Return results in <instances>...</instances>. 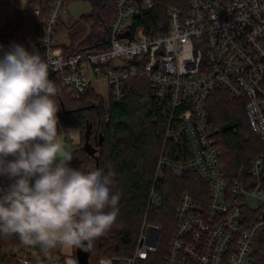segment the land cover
I'll return each instance as SVG.
<instances>
[{"label":"built area","instance_id":"1","mask_svg":"<svg viewBox=\"0 0 264 264\" xmlns=\"http://www.w3.org/2000/svg\"><path fill=\"white\" fill-rule=\"evenodd\" d=\"M186 2L185 8H169L167 28L152 36L133 27L152 0H115L109 47L64 54L54 37L64 0H54L39 38L42 56L55 69L49 77L58 76L71 98L92 89L120 102L128 79L148 82L166 119L164 141L176 145L161 151L154 182L164 170L177 178L193 173L200 181L192 192H180L164 264H264V154L251 160L244 176L228 178L205 109L210 93L225 89L243 99L251 130L264 140V0ZM160 206L153 184L147 210ZM161 236L160 225L144 220L132 255L103 256L94 264L147 260ZM14 259L15 264H78L58 245L43 249L21 242Z\"/></svg>","mask_w":264,"mask_h":264},{"label":"trees","instance_id":"2","mask_svg":"<svg viewBox=\"0 0 264 264\" xmlns=\"http://www.w3.org/2000/svg\"><path fill=\"white\" fill-rule=\"evenodd\" d=\"M74 0H64V5ZM91 11L80 16L81 25H89V31L77 44L65 46L58 41L60 19L54 31L58 46L64 54L84 50H103L109 47V29L116 15L115 0H87ZM54 0H0V45L7 49L13 43L23 45L28 51L42 55L39 38L47 20L48 10ZM152 7L143 11L133 21V27H141L149 35H157L167 28L169 8L186 7V0H152ZM39 8L37 15L33 9ZM79 21V20H78ZM75 24V23H73ZM70 25L68 28H71ZM67 28V29H68ZM77 31H71L72 40ZM57 86L54 97L59 111L58 119L66 127H79L81 145H71L73 159L69 166L82 171L102 169L112 173V193L119 192L118 215L112 227L94 241L88 260L96 263L108 255H132L144 220L158 224L162 236L158 249L147 260L137 264H164L168 241L175 227V211L180 192L200 183L193 174L181 178L170 171L154 182L156 164L161 151L175 149L173 142L164 141L166 119L160 105L151 95L148 82L143 78L126 81L128 90L120 102L103 98L92 89L71 98L60 86L59 77L50 76ZM209 123L216 132V143L221 153L220 161L228 178L244 176L252 159L264 154V140L250 128L243 99L233 98L225 89H214L205 102ZM90 124L88 143L95 148L93 155L84 150L85 131ZM178 149V148H177ZM9 160L13 157H9ZM97 162V167H96ZM13 180L0 176V188L6 189ZM159 191L161 206L147 210L148 195L152 185ZM105 211H111L106 208ZM17 235L0 234V264H15L13 247L20 244ZM76 247L72 253L75 255Z\"/></svg>","mask_w":264,"mask_h":264},{"label":"clouds","instance_id":"3","mask_svg":"<svg viewBox=\"0 0 264 264\" xmlns=\"http://www.w3.org/2000/svg\"><path fill=\"white\" fill-rule=\"evenodd\" d=\"M50 68L36 50L0 45V176L13 180L0 188V234L17 235L25 246L88 251L115 223L120 194L111 191L112 173L69 166L68 145L80 131L57 130Z\"/></svg>","mask_w":264,"mask_h":264},{"label":"rangeland","instance_id":"4","mask_svg":"<svg viewBox=\"0 0 264 264\" xmlns=\"http://www.w3.org/2000/svg\"><path fill=\"white\" fill-rule=\"evenodd\" d=\"M24 2L25 0H21V5H25ZM90 11H91V5L90 2L87 0H74L64 5V11L61 14V19L58 28V36H59L58 41L64 44L65 46L73 47V45H77L88 33L90 27L89 25L86 26L81 25L80 16L88 14ZM70 25H72L71 28H68ZM72 30L73 31L78 30V33L74 40H72V38L70 37V33ZM97 91L101 93L99 87L97 88ZM72 128H78L80 131L79 142L74 145H81L83 142V136H82L83 130H81L79 127H72ZM17 246L18 245H15L13 247L12 250L13 254Z\"/></svg>","mask_w":264,"mask_h":264},{"label":"water","instance_id":"5","mask_svg":"<svg viewBox=\"0 0 264 264\" xmlns=\"http://www.w3.org/2000/svg\"><path fill=\"white\" fill-rule=\"evenodd\" d=\"M89 133H90V124H88L87 129L85 131V144L83 148L88 154L93 155L95 152V148L88 143ZM96 167H97V162H96ZM90 251L91 250L85 251L80 247H76L75 256L78 264H91L88 260Z\"/></svg>","mask_w":264,"mask_h":264},{"label":"crops","instance_id":"6","mask_svg":"<svg viewBox=\"0 0 264 264\" xmlns=\"http://www.w3.org/2000/svg\"><path fill=\"white\" fill-rule=\"evenodd\" d=\"M69 129H75V128L64 126V125L60 122V120L58 119V128H57L58 132H61V131L66 132V131H68ZM70 146H71V144L68 145L69 148H70ZM58 247H59L60 252L63 253V254H69V253H71L72 250H73V247H71V248H66V247H63V246H61V245H59V244H58Z\"/></svg>","mask_w":264,"mask_h":264}]
</instances>
